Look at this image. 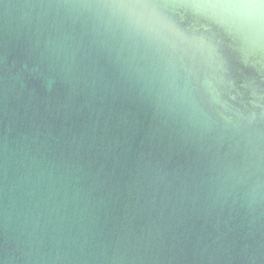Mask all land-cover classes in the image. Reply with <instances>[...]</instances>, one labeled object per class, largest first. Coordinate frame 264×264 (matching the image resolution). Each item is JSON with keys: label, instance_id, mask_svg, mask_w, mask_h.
Masks as SVG:
<instances>
[{"label": "water", "instance_id": "1", "mask_svg": "<svg viewBox=\"0 0 264 264\" xmlns=\"http://www.w3.org/2000/svg\"><path fill=\"white\" fill-rule=\"evenodd\" d=\"M41 2L0 0V264H264V3L176 9L225 72L161 105Z\"/></svg>", "mask_w": 264, "mask_h": 264}, {"label": "clouds", "instance_id": "2", "mask_svg": "<svg viewBox=\"0 0 264 264\" xmlns=\"http://www.w3.org/2000/svg\"><path fill=\"white\" fill-rule=\"evenodd\" d=\"M261 3L242 7L258 15ZM33 7L45 16L83 21L93 42L100 40L123 73L151 88L161 105L187 104L193 94L206 99L211 82L224 78L216 44L182 26L176 9L234 5L211 0H47ZM221 117L231 123V117ZM254 121L255 114L249 124Z\"/></svg>", "mask_w": 264, "mask_h": 264}]
</instances>
